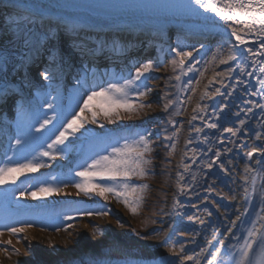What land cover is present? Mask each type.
<instances>
[{"label": "bare ground", "instance_id": "6f19581e", "mask_svg": "<svg viewBox=\"0 0 264 264\" xmlns=\"http://www.w3.org/2000/svg\"><path fill=\"white\" fill-rule=\"evenodd\" d=\"M25 3L47 6L48 13L45 20L51 19L53 24L56 21H60V24H72L88 33L93 32V34L99 35L103 40L119 44V48L138 42L142 36H146L150 41L158 44L159 51L156 55L158 58L162 56L161 46L166 43H173L172 30L177 28L174 25H169L166 28L151 30L131 25L132 21H136V19L94 16L85 11L74 10L72 7L63 4L38 0H25ZM169 20L175 19L169 17ZM216 21L222 23L218 19ZM2 23L0 26V46L7 45L9 39L4 33V29L7 27L6 20L4 19ZM198 23L201 26H207L203 20L198 21ZM34 26L48 27L46 24L40 25L39 23L32 27ZM181 30L186 38L183 48L192 51L193 55H198L200 50L210 43H218L222 38L226 39L221 34L218 35L214 32L209 34L208 29L181 28ZM226 55L227 51L225 49V58ZM136 59L139 60L140 57ZM189 62L186 61L185 65ZM230 63L234 64V62ZM129 66L128 63L126 68ZM169 67H172L171 63ZM228 67L227 64L211 62L200 80L195 95H192L188 110L180 117L179 128L181 134L177 140L176 154L171 161L170 175L164 181L157 180L156 182L167 189L166 208L159 212L156 224L149 230L142 231L139 236L132 234L138 222L120 204L114 203V216L110 214L90 217L82 215L85 211H95L98 201L83 194L77 196V190L73 186V182L79 181L80 178L75 176V172L68 169V167L66 168V166L71 162L74 165L82 152L76 143H82L83 141L78 137L77 141L62 146L64 151L55 161H51L47 157L39 156L40 152L47 150V143H51V140L46 138L48 129H45L44 132H35V129L32 128L31 136L26 137L27 143L20 147L15 146L13 150L19 156L26 157L23 163H27L35 157L40 162L50 166L41 168L38 172L19 174L15 184L9 182L0 185V223L9 221L11 223L10 227L24 226L28 223L32 225L26 233L17 236L10 235V227L6 230H0L4 232V235L0 236V241L4 242L0 243V248H7L9 255H11V259H8L5 253L0 251V264H88L89 259L93 256L151 258L171 253L170 250L172 249L175 250L178 256V259L174 261L175 264H179L181 260L185 264H208L217 250L220 252L217 257L219 264H234L238 253H236L233 245H236V248L241 247L243 241L248 239L247 233L251 230L252 225L255 224L258 230L264 223V219L261 218L264 217V213L261 212V208H264V202L261 199V195L264 193V173L259 171L261 166L256 163L257 159L261 158L259 154L254 156L251 161L244 157V153L250 148L264 145V138L256 140L253 134L256 131H262L257 128L259 109H254L256 119L251 120L245 126V135L239 139L231 137L230 134L223 133L219 129L207 128L206 123L213 120L212 113L221 101L229 105V108L221 113V116H223L229 111L235 113L248 107V105L241 103L242 100L258 99L257 97H250L244 91L245 85H235V79L245 80L249 88L254 85L250 78L241 77L239 71L232 74L235 79L228 80L225 78V83L229 84L228 88L221 87L220 83L215 81L209 85L214 73L226 71ZM115 69V66L100 69L92 64V71L84 80L90 81L93 86L101 82L97 78L99 71H110L112 73ZM111 75L107 74L101 85L106 84ZM35 81L40 85L44 83L40 78ZM174 84L173 75L169 70V77L162 79L159 82L160 87L151 95L153 99L160 102H156L152 106V108L154 107L153 110L150 109L143 116L133 118L126 125L138 124L164 115L166 112L163 111V105L168 102V98L170 99L173 96L175 92ZM233 86H235V91L232 92L230 97L213 96L212 98H203L206 89L214 91L215 88H221L222 92H229L232 91ZM42 87L40 86L32 92L29 87L22 89L33 112L29 118L33 122L29 127L23 129L24 133L32 125L39 127L37 119L42 121L43 111L47 112L49 116L56 114L47 108V102H53L56 105L57 96H53L51 93L48 94ZM52 97H56V99L53 101ZM77 102L78 99L71 101V106L67 109L61 106H58V108L64 115L73 111L78 112ZM197 104L206 105L207 114H200L198 119L192 120V116L197 115ZM174 110H180L178 103L169 108V113H175ZM22 112H24L23 109ZM85 115L90 118V113L86 112ZM241 115H243V112ZM59 118L58 116L57 120ZM231 119L237 120L235 115ZM56 122L53 121V124L48 127L52 128L53 125H56ZM84 125L87 129L100 131L98 124L88 123ZM0 126L13 130L12 124L5 121ZM193 126L200 127L203 131L197 133L193 130ZM226 126L231 127L233 125L228 124ZM235 126L239 127L238 120ZM165 128V125L156 123L152 134H164ZM205 135L209 137L207 142L205 141ZM32 137H44L45 139L34 140ZM228 139H232L235 143L229 144ZM189 140L192 142L188 143ZM220 140H223L224 143L221 144ZM108 144L109 138L107 136L94 138L92 142H88L86 156L107 148ZM161 144L160 141L159 152L163 148ZM240 145H246V147H240ZM225 148H231V152L224 153L221 156V161L224 162L225 168L229 171L227 173L220 171L218 168L219 162L213 164L209 169L208 164L215 160L213 153L218 150L223 151ZM192 149H195V153L192 152ZM185 152H187V156L184 155ZM193 157H195V162H193ZM182 164L189 165L188 171L184 170ZM246 164L251 165L254 169V172L248 174L250 181H254V184L245 185L243 170ZM55 167H57L56 170ZM43 173L46 175L45 181L40 185H36L37 178ZM180 174L184 176L182 181L179 180ZM192 176H195V180L192 179ZM178 183L185 187V195L178 194ZM48 185L60 187L62 192L59 195L38 196L36 200L21 195L22 191H36L38 186ZM245 186L248 187L250 193H253L248 201L245 200ZM253 188L255 189L254 192ZM14 190H17V192L8 196ZM175 199H179L184 206L174 209L173 201ZM205 208L212 212L211 216L208 215ZM217 209L219 210L217 211ZM41 213L45 214V219L38 218ZM64 214H70L75 219L71 221L64 220L62 219ZM190 216H196L197 220H191ZM200 220H203L204 223L201 224ZM69 224L73 227H68ZM94 227H99L103 235L93 234ZM64 228H67V231L62 230ZM25 236L27 239L22 238ZM9 239L12 240L11 245L6 243ZM182 246L183 252L180 251ZM13 248L19 249V256L12 254ZM189 256L192 259L189 260L187 258Z\"/></svg>", "mask_w": 264, "mask_h": 264}, {"label": "snow or ice", "instance_id": "6c2138e0", "mask_svg": "<svg viewBox=\"0 0 264 264\" xmlns=\"http://www.w3.org/2000/svg\"><path fill=\"white\" fill-rule=\"evenodd\" d=\"M190 3L195 6L193 11L197 15H199L198 10L211 14L201 18L208 26L209 34L214 32L219 35L222 33L226 37V39L222 38L217 43L211 60L213 63L227 64L229 67L226 71L214 73L212 80L209 81V85L215 81L220 83L221 87L228 88L229 84L225 83V78L233 80L235 77L232 74L239 71L241 77L254 78L255 84L249 88L245 80L235 79V85H245L244 91L250 97L258 98L256 100H242L241 103L248 105V107L242 108L235 113L229 111L223 116H221V113H224L225 109L229 108V105L221 101L216 105V110L212 113L213 120L206 123L207 128L213 130L219 129L223 133H228L231 137L239 139L245 135V126L251 120L256 119L254 109H259L257 128L262 131H256L253 134L256 140H261L264 138V0H190ZM0 5H2L5 11L7 24L4 33L9 37L8 44L0 46V102H6L14 93H20L24 87L32 84L34 77L31 70L34 67L37 69L35 72L36 78L51 82V80L56 79V69L63 70V65L66 63L67 58L58 47L60 21H56L53 24L51 19L45 20V16L48 13L47 6L28 4L25 3V0H0ZM214 18H218L222 23H217ZM38 23L40 25L46 24L48 27L39 36H34L32 26ZM64 30L67 31L66 25ZM70 47L81 57L80 71L83 73V76H77V83H79L82 78H86L88 73L92 71V65L85 63V58L101 55L104 43L99 40L90 41L89 38L80 36L79 33L74 32L70 41ZM225 49L227 51L226 58ZM43 50L48 51V61L50 63L38 65V57ZM172 51L175 55L171 63L174 71L177 67L179 68V74L175 76V79L179 81L181 76L195 70L196 64L200 63V60H196L195 63H192L185 69V62L192 60L193 52L184 48H173ZM230 62H234V64ZM249 68L251 69L250 71ZM153 70L152 62H145L136 70L134 77L126 78L120 83H110L109 86L101 87L99 90L88 89L84 94V98L78 102L82 105L79 107L78 112L73 111L64 115L57 105H54L53 102H47V108L56 114L49 116L47 113H44L42 121L37 119L39 127L32 125L27 132L17 136L15 138V145L20 147L26 144V137L31 136L32 128L35 129V132H44L45 129H48L46 138L50 139L51 143H47V150L40 152L39 156L55 161L64 151L62 146L65 145L69 136L75 135L84 124H98L99 127H104L103 124L99 123V114L107 118L110 123H114L115 119L113 117L123 118L120 114L121 109L129 114L137 113V106L131 101L130 93L131 91H135L139 97H147L151 89L140 91L137 82L141 81L146 87L147 79L150 78L146 74ZM13 73H22L18 84L12 82L11 76ZM200 75L203 77V73H200ZM142 77L144 78L143 81ZM199 83L200 81L197 80L196 84L198 85ZM188 87L192 88V84L189 83ZM233 91H235V86L229 92H222L221 88H215L214 91L206 89L203 93V98H212L213 96L230 97ZM193 95H195V89H193ZM55 99L56 97H52L53 101ZM172 104L173 101L165 103L163 111L167 112ZM145 106L144 104H140L139 108ZM148 107H151V105H148ZM86 112L90 113V118L85 115ZM174 112L176 115L181 114L178 110H174ZM196 112L197 115H193L192 120L198 119L200 114L206 115L207 106L197 104ZM242 112L243 115H241ZM233 115L237 118L239 127L235 126L237 120L231 119ZM58 116L60 117L59 120H57ZM53 121H57V124L49 128L48 126L53 124ZM170 123H172V127L175 129L176 123L174 121H170ZM228 124H232L233 126H226ZM61 128L62 130H60ZM193 130L197 133L203 131L202 128L195 126H193ZM152 135L151 131H146L139 134L136 139L131 141L125 140L122 146L119 144L113 145L110 154L100 155L99 158L93 159L91 163H86L82 170L76 171L75 176L80 178L79 181L73 182V186L77 190V196L83 194L91 198L95 195L107 200L108 196L112 195L116 198L117 202L128 208L133 215L137 214L138 209L144 202V192L149 188V185L132 184L130 181L134 177L143 179L149 175L145 166L151 164V160L146 157L153 151L152 141L149 139ZM177 136L178 131H174L166 139L171 141ZM32 139L41 140L45 138L32 137ZM208 139L209 137L205 135L206 142ZM191 142V140L188 141V143ZM220 143L223 144L224 141L220 140ZM228 143L234 144L235 141L228 139ZM170 147L171 152L174 153L176 150L175 145L173 144ZM240 147H246V145H240ZM192 152L195 153V149H192ZM226 152H231V148L214 152L215 160L208 164V168L211 169L213 164L219 162V170L227 173L229 169L225 168L224 162L221 161V156ZM257 154H259L261 159H257L256 163L261 166L259 171L264 173V145L250 148L244 153V157L251 161ZM184 155L187 156V152ZM193 162H195V157H193ZM49 166L46 163L40 162L35 157L27 163H18L14 166L5 165L4 167H0V185L9 182L15 184L19 174L36 172L40 168ZM181 166L185 171H188V164H182ZM243 171L245 185L249 183L254 184V181H250L248 175L254 172L253 167L246 164ZM183 179V174H180L179 180L182 181ZM192 179L195 180V176H192ZM105 180L112 181L113 183L102 184L99 182ZM177 187L179 195L186 194L183 185L178 183ZM244 191L246 193L245 200H250L253 193L249 192L247 186H245ZM254 191L255 189L253 188ZM61 192L62 189L60 187L48 185L38 186L36 191H22L21 195L36 200L38 196L59 195ZM261 199L264 202V193H262ZM182 206L184 205H182L179 199L173 201L174 209ZM205 211H208V209L205 208ZM261 212L264 213V208H261ZM108 214V211H85L82 213V215L89 217L93 215L107 216ZM208 215L211 216L212 212L208 211ZM189 218L193 221L197 220L196 216H190ZM261 218L264 219V217ZM62 219L71 221L75 217L70 214H64ZM199 222L201 224L204 223L203 220ZM30 227H32L30 223L19 227L12 226L9 232L10 235L17 236L21 233H26ZM68 227H73V225L69 224ZM62 230L67 231V228ZM93 234L103 235V232L99 227H94ZM3 235L4 232L0 231V236ZM247 236L248 239L243 241L241 247L236 248V245H233L236 253H238L234 264H264V234L259 233L256 230L255 224H253ZM22 238L27 239L26 236ZM0 243L4 242L0 241ZM6 243L11 245L12 240L9 239ZM254 245L259 248V256L255 260L252 259ZM0 251H3L8 259H11L7 248H0ZM170 251L172 255L177 254L174 249ZM180 251H184L183 246ZM12 254L19 256V249L13 248ZM219 255L220 252L217 250L208 264H217V257ZM187 258L189 260L192 259L191 256ZM103 261V256H93L89 259L88 264H103ZM168 264H175V262L169 261ZM179 264H185V262L181 260Z\"/></svg>", "mask_w": 264, "mask_h": 264}, {"label": "rangeland", "instance_id": "374dc122", "mask_svg": "<svg viewBox=\"0 0 264 264\" xmlns=\"http://www.w3.org/2000/svg\"><path fill=\"white\" fill-rule=\"evenodd\" d=\"M176 39H177V36L176 37L173 36V40H175V48H179L181 44V40L180 39L176 40ZM216 46H217V43H212V44L210 43L209 45H207V48L203 52L199 53L196 56L195 59L191 60L189 64L184 65L185 69H187L192 63H195L196 60H200V63L196 64V69L193 70L192 72H187L185 75L181 76L179 81L175 79V76L179 74V68L177 67V69L174 71L173 65L171 63L175 54H170V55L168 54L164 56L161 60L158 59L157 61L155 60L147 61V62H152L154 70L146 74L147 77H150L149 79H147L146 87L141 81H138L137 85H139L140 91H146L148 89H151V91L149 92L147 97H139L135 91H131L130 93L131 101L137 106V109H138L137 113L129 114V113L124 112L121 109L120 114L123 118L120 119V118L113 117V119H115L114 123H110L109 120L105 118L102 114L98 115L99 123L104 125L103 128L99 127V125L98 127L100 131L104 132V131H107L111 127H120L121 125L128 124L133 118L141 117L145 113H147L148 110L150 109L153 110L154 107L152 108V106H154L156 102L159 103L160 101L153 99L151 95L160 87L159 82L162 81V79L169 77V70H171V74L173 75V79L175 82L174 84L175 92L170 99L168 98V102L173 101L172 106L178 103L179 108H180L179 111L181 114L176 115L173 112L169 113V109H168V111L164 115H161L160 117L161 119L159 123L165 125L166 130L164 134H157L156 137L149 138L152 141V148H153V151L150 154H148L146 157L147 159L151 160V164L145 166L146 170L149 172V175L143 179L134 177L130 181L132 184L149 185V188L144 192V202L142 206L138 209L137 214L133 215L128 210V208H126L123 204L117 202L114 196L109 195L108 199L105 200L102 197L93 195L91 198H94L95 200L98 201V206H97V209L92 212L108 211V213L111 216H114L115 215L114 203L122 205L126 209V211L129 213V215L138 222L136 228H134L132 231V234L135 236H139L142 231H147L156 224L157 216L159 212L164 210L167 204V195H166L167 189L164 188L162 184L156 183V182L157 180L164 181L170 175V171L172 168L171 161L174 159V156L176 154V150L174 153L171 152L170 146L174 144L175 149H176L177 140L181 134L180 128H179V125H180L179 119L180 117H182L183 113L188 110L190 103H191L192 95H193V89H195L196 91L199 85V84L198 85L196 84V81L197 80L200 81L202 79L200 73H203L204 75L205 69L211 64L212 62L211 57L215 53ZM170 63L172 67H169ZM141 66L142 65L138 66L127 77L122 78L119 76L117 77V79H115V81L110 82V83H120V82H123L126 78L134 77L136 70ZM141 79L142 81L144 80L143 77ZM54 81L55 79L51 80V82L47 81V83L49 86L50 84H52V86L54 87L55 86ZM189 83L192 84V88L188 87ZM109 84H107L104 87L109 86ZM82 98H84V95L82 96ZM140 104H144L146 106L143 108H139ZM148 105H151V107H148ZM170 121H174L176 123L175 129L172 127V123H170ZM146 128L149 129L148 131H151L152 126L149 125ZM85 130H86V127L85 125H83L80 128V130L75 133V135L69 136L67 142L74 141L80 135V133L84 134ZM92 130L93 132H96L99 134L97 129H92ZM174 131H178V136L174 137L173 140L171 141L166 139V137L172 135ZM137 137L138 135L136 136L134 135L133 137L127 140L131 141L133 139H136ZM160 141L162 143L161 146L163 147L161 152L158 151L160 147L159 145ZM124 143H125V140H122L121 142H118L117 144L122 146ZM77 145L79 146L78 143ZM111 152H112V146L110 147L108 153H106L105 155L110 154ZM96 158H99V157H96ZM92 160L89 161L88 163H91ZM99 182L102 184L113 183L112 181H106V180L99 181Z\"/></svg>", "mask_w": 264, "mask_h": 264}]
</instances>
